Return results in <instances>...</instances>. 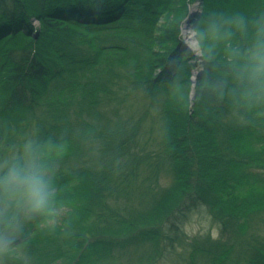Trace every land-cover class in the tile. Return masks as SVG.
Listing matches in <instances>:
<instances>
[{
    "label": "trees",
    "instance_id": "16d2710c",
    "mask_svg": "<svg viewBox=\"0 0 264 264\" xmlns=\"http://www.w3.org/2000/svg\"><path fill=\"white\" fill-rule=\"evenodd\" d=\"M194 1L0 0V138L21 133L8 115L21 111L56 208L81 197L87 217L0 223L14 237L0 264H80L92 249L84 264H264V94L234 72L264 0H197L196 26H222L198 63L181 47ZM196 209L217 239L184 232Z\"/></svg>",
    "mask_w": 264,
    "mask_h": 264
},
{
    "label": "clouds",
    "instance_id": "9594fccd",
    "mask_svg": "<svg viewBox=\"0 0 264 264\" xmlns=\"http://www.w3.org/2000/svg\"><path fill=\"white\" fill-rule=\"evenodd\" d=\"M237 30L247 33L249 25L243 17L229 21ZM221 24L212 22L209 28L186 26L183 30L185 48L193 54H204L205 44L220 38ZM211 58V48L208 49ZM234 66L236 78L248 86L250 93L264 94V18L252 23L250 42ZM55 190L52 176L44 163L41 150L31 142L23 146L14 158L0 163V223L14 224L17 214L25 218L52 216ZM14 242L9 231L0 230V253L8 251Z\"/></svg>",
    "mask_w": 264,
    "mask_h": 264
},
{
    "label": "rangeland",
    "instance_id": "374dc122",
    "mask_svg": "<svg viewBox=\"0 0 264 264\" xmlns=\"http://www.w3.org/2000/svg\"><path fill=\"white\" fill-rule=\"evenodd\" d=\"M234 4H231L229 6L230 9H234ZM204 9L203 6L200 5L197 0L194 1V4L191 5L190 8V16H189V20L187 19L184 23L183 26L181 27V36L183 37V30L186 26H194V25H201L200 23H202V20H204ZM218 12L220 13L219 15H221V12H225L223 10V7L219 8ZM178 17L174 16L172 19L169 20V25L170 26H175L176 22H177ZM37 24V26H39L38 22H35ZM231 45V44H230ZM234 44H232L233 46ZM181 47H183L184 49V41L183 38L181 40ZM231 49V48H230ZM191 53V52H190ZM193 57L196 59L195 62L198 63L200 57L202 56L201 54H193ZM203 71V67L202 66H198V68H194L193 69V76H192V81H197L201 78V73ZM195 85L193 86V92ZM193 95V93H192ZM11 118V121L13 123V125L15 126V129L19 130V132H21L16 138L11 139V126H9V120H8V128H7V133L6 135L2 136L0 138V163H3L7 160H10L12 158H14L15 156L19 155L22 150H23V146L28 143L31 142L34 145L35 142V137H34V133L32 130H26L23 128V125H26V122H24L22 115L23 113H21V111L15 112V113H9L8 114ZM7 115V116H8ZM261 118H263V115L260 116ZM13 126V127H14ZM23 128V129H22ZM22 129V130H21ZM73 204H69V206L67 205L66 207H63L62 210H58L56 207L57 205L54 204L55 207V218H53L51 221H49L48 226L50 227L51 231L52 230H57L56 228H61L63 227V225L68 223V222H73L76 219H78L79 221H82L83 218L85 217V214L82 212L85 208V200L82 199L81 197H74L73 198ZM84 220H87V217H85ZM183 229L184 232L187 233L188 236L190 237H194L195 235H204L206 233H211V236L213 239H217L219 237V233H218V226L216 224H214V222L210 219L207 211L205 209L201 210V209H196L193 212H191L186 220L185 223L183 225ZM10 250L5 252V255H11V252H9ZM94 250H89L88 252V256L86 257V259L81 262L80 264H84L85 261H88V258H90L91 254H94L93 252ZM99 253L102 252L101 250H98ZM180 252V251H179ZM17 254V253H15ZM14 258H18V256L14 255ZM173 261V262H172ZM172 261L170 260V257L167 256L166 258L158 261L156 264H178V257L174 256L172 258Z\"/></svg>",
    "mask_w": 264,
    "mask_h": 264
},
{
    "label": "water",
    "instance_id": "95a60500",
    "mask_svg": "<svg viewBox=\"0 0 264 264\" xmlns=\"http://www.w3.org/2000/svg\"><path fill=\"white\" fill-rule=\"evenodd\" d=\"M196 84V81H194V85ZM194 98V97H193Z\"/></svg>",
    "mask_w": 264,
    "mask_h": 264
},
{
    "label": "bare ground",
    "instance_id": "6f19581e",
    "mask_svg": "<svg viewBox=\"0 0 264 264\" xmlns=\"http://www.w3.org/2000/svg\"><path fill=\"white\" fill-rule=\"evenodd\" d=\"M196 85V84H195ZM194 89H195V87H194Z\"/></svg>",
    "mask_w": 264,
    "mask_h": 264
}]
</instances>
